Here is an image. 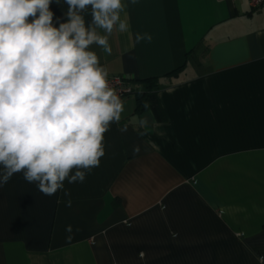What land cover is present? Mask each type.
Wrapping results in <instances>:
<instances>
[{
    "label": "crops",
    "instance_id": "obj_1",
    "mask_svg": "<svg viewBox=\"0 0 264 264\" xmlns=\"http://www.w3.org/2000/svg\"><path fill=\"white\" fill-rule=\"evenodd\" d=\"M124 3L129 31L109 36L111 54L91 48L108 76L159 78L157 112L122 99L99 167L64 182L70 197L23 173L0 187V264H264V9ZM50 10L66 22L64 0Z\"/></svg>",
    "mask_w": 264,
    "mask_h": 264
},
{
    "label": "clouds",
    "instance_id": "obj_2",
    "mask_svg": "<svg viewBox=\"0 0 264 264\" xmlns=\"http://www.w3.org/2000/svg\"><path fill=\"white\" fill-rule=\"evenodd\" d=\"M64 2L67 19L57 18V27L52 0H0V187L23 173L42 194L70 197L64 182L83 183L99 167L104 134L124 110L91 46L111 54L109 36L129 31L128 4ZM135 40L150 42L152 36L137 33ZM71 205L69 198L65 206ZM65 231L71 239L72 225Z\"/></svg>",
    "mask_w": 264,
    "mask_h": 264
},
{
    "label": "trees",
    "instance_id": "obj_3",
    "mask_svg": "<svg viewBox=\"0 0 264 264\" xmlns=\"http://www.w3.org/2000/svg\"><path fill=\"white\" fill-rule=\"evenodd\" d=\"M181 68L170 72L166 76L176 75ZM141 86L140 90L134 94L136 99V111H140L146 108H150L154 114L157 112V91L159 90L161 83L160 79L155 78H147L145 80L138 82Z\"/></svg>",
    "mask_w": 264,
    "mask_h": 264
},
{
    "label": "built area",
    "instance_id": "obj_4",
    "mask_svg": "<svg viewBox=\"0 0 264 264\" xmlns=\"http://www.w3.org/2000/svg\"><path fill=\"white\" fill-rule=\"evenodd\" d=\"M248 4L252 11L264 9V0H248ZM110 87L115 93L124 99L128 96H134L141 88L138 82L130 80L124 76H108Z\"/></svg>",
    "mask_w": 264,
    "mask_h": 264
}]
</instances>
